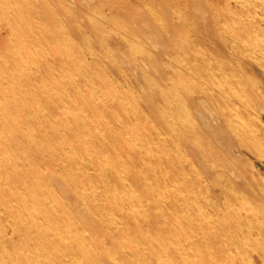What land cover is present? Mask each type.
<instances>
[{
	"label": "rangeland",
	"instance_id": "obj_1",
	"mask_svg": "<svg viewBox=\"0 0 264 264\" xmlns=\"http://www.w3.org/2000/svg\"><path fill=\"white\" fill-rule=\"evenodd\" d=\"M263 25L264 0H0V264L264 256V70L234 49Z\"/></svg>",
	"mask_w": 264,
	"mask_h": 264
},
{
	"label": "bare ground",
	"instance_id": "obj_2",
	"mask_svg": "<svg viewBox=\"0 0 264 264\" xmlns=\"http://www.w3.org/2000/svg\"><path fill=\"white\" fill-rule=\"evenodd\" d=\"M206 3V2H205ZM232 3V2H231ZM234 3V2H233ZM238 4V3H237ZM240 5V4H239ZM238 5V6H239ZM237 8H239V7H237ZM253 11V10H252ZM245 13H246V11H245ZM247 14V13H246ZM263 23V22H262ZM263 27H264V25H263ZM159 31V30H158ZM2 33H4V34H6L5 32H2ZM234 37V36H233ZM241 39V37H238L237 38V40H240ZM241 42V41H240ZM240 42H239V45H236V46H234V49H235V51L236 50H238L239 52H242L243 54H245V55H247V56H249L251 59H252V62H254L255 64H257L258 66H260L263 70H264V48H262L261 47V49L259 48V53L257 52V49H251L249 46H247L246 44H245V42L244 43H242V44H240ZM220 44H221V46L222 47H224L227 51H230L229 50V46H227V44H226V42L225 41H223V40H221L220 39ZM231 49H232V47H231ZM232 52V51H231ZM256 53L257 54H259L262 58L261 59H259L257 56H255L256 55ZM218 54H220L219 52H218ZM232 54V53H231ZM246 56V57H247ZM195 58V57H194ZM227 58V57H226ZM229 59V58H228ZM245 60V59H244ZM210 61H212V60H210ZM212 63V62H211ZM246 63H248V65H250V66H252V64L253 63H251V62H246ZM213 65V64H212ZM235 65H236V63H235ZM237 66V65H236ZM204 68H210L208 65H207V67H204ZM246 68V67H245ZM217 69V68H216ZM231 69V68H230ZM221 70H222V68H221ZM229 70V69H228ZM240 72V71H239ZM238 73V72H237ZM236 73V74H237ZM255 75V74H254ZM231 76V75H230ZM229 76V77H230ZM243 75H241L240 74V77L241 78H243L242 77ZM250 76H252V75H250ZM150 79V78H149ZM228 79V78H227ZM246 79V81L248 82V83H251L252 81L250 80V78L248 77V79L247 78H245ZM258 79V78H257ZM205 80V79H204ZM243 80H244V78H243ZM259 80V79H258ZM217 81H218V84H219V88H220V90L218 91L219 93L217 94V96H215L214 97V99H223L224 97L225 98H227V103L225 104V105H223V106H219V108H218V114H219V116H220V118H222L223 120H224V122H225V124L227 123H229V124H232L233 122L234 123H236V120L239 118V114L237 113L238 112V110H239V108H238V104L236 103L237 101H234L235 99H233V97L235 96V92H233V94H232V92H230V90L232 91V88H233V86H232V81L231 82H229V83H225V82H223L224 80H223V77L222 76H220L219 78H217ZM238 82H239V80H238ZM236 85V84H235ZM238 85V84H237ZM244 85V84H243ZM242 85V86H243ZM240 87V86H239ZM252 87V86H251ZM248 88V87H247ZM243 90V89H242ZM241 90V91H242ZM248 90V89H247ZM247 90H246V94H247ZM252 90V89H251ZM255 90V89H254ZM257 91V90H256ZM255 91V92H256ZM243 92V91H242ZM232 94V95H231ZM249 94H250V92H249ZM249 94H247V95H249ZM235 98H236V96H235ZM224 104V103H223ZM249 104V103H248ZM241 113V112H240ZM245 115H247L246 116V118H244L245 119V121H248V119H250L251 118V116H250V114H249V111H248V109H247V114H245ZM85 116V115H84ZM243 116V115H242ZM171 118L174 120V123H176V122H178L177 121V119L179 120V118H177L174 114H171ZM197 120H198V122L199 121H202V120H204L203 119V117H200V116H198L197 118H196ZM240 121H242V120H240ZM198 122H196L195 120L194 121H192V123H191V129H190V131L189 132H187V133H184L185 134V136L186 137H188L191 141H196L197 139V137L199 138V134H197V133H202V131H200V129L198 128V132H195L194 131V129L197 127V123ZM243 122V121H242ZM201 125V124H200ZM235 125V124H234ZM251 127V126H250ZM220 129H221V127H219ZM242 128V127H241ZM224 129H225V126H224ZM238 129V128H237ZM251 129V128H250ZM261 129V128H260ZM243 130V129H242ZM228 131H230V130H228ZM251 131V130H250ZM249 131V132H250ZM248 132V131H247ZM229 133V132H228ZM159 143V142H158ZM171 157V156H170ZM100 174V173H99ZM25 176V175H24ZM221 176V175H220ZM10 195V194H9ZM5 201V200H4ZM10 204V203H9ZM12 205V204H11ZM2 209V208H1ZM16 217V216H15ZM232 220V219H231ZM251 222V221H250ZM263 222V221H262ZM255 223V222H254ZM251 224V223H250ZM3 226V225H2ZM251 229V228H250ZM236 231V229H233V231L232 232H235ZM234 234V233H233ZM240 235V234H239ZM226 237V236H225ZM239 237V236H238ZM238 237H236V238H238ZM239 239V238H238ZM238 239H236V240H238ZM243 239V238H242ZM247 241H248V239H247ZM246 241V242H247ZM237 242H241L240 241V239H239V241H237ZM249 242V241H248ZM258 243V242H257ZM242 244H243V242H242ZM250 244V243H249ZM262 244H264V243H261V245ZM244 245V244H243ZM245 245H247L246 243H245ZM238 246V245H237ZM240 246V245H239ZM242 246V245H241ZM226 252V251H225ZM257 254H254V257H253V261H251V264H260V262H261V260H263V258H264V256H262V254H259L258 252H256ZM246 254V253H245ZM230 255V254H229Z\"/></svg>",
	"mask_w": 264,
	"mask_h": 264
}]
</instances>
